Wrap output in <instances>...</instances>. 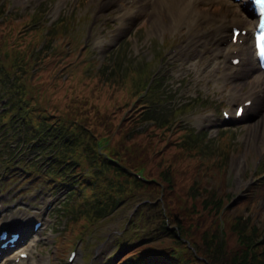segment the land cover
I'll list each match as a JSON object with an SVG mask.
<instances>
[{
	"label": "trees",
	"instance_id": "obj_1",
	"mask_svg": "<svg viewBox=\"0 0 264 264\" xmlns=\"http://www.w3.org/2000/svg\"><path fill=\"white\" fill-rule=\"evenodd\" d=\"M7 24L0 32V149L16 141L25 155L39 157L25 172L33 177L31 189L68 187L59 211L76 225L70 227L75 237L139 204L118 237L119 250L126 253L106 264H264V225L243 213L260 190L252 188L246 199L230 205L229 192L203 185L199 176L179 184L188 169L175 165L204 155L202 143L208 140L187 129L175 136L177 120L151 110L162 101L160 85L144 93L143 75L129 70L124 76L117 71L110 87V73L101 66L92 73V100L71 97L49 108L48 90L38 88L32 70L33 47L16 43L25 33L11 38L15 29L10 20ZM56 34L45 42L49 50L51 40L60 39L63 48L55 44L48 52L55 64L67 51L61 31ZM44 53L45 48L41 59L47 58ZM178 114L172 111L173 117ZM221 151L227 153L226 147ZM222 159L217 155L209 164L220 168ZM20 175L17 169L12 174L15 181ZM227 222L240 244L236 250L226 246Z\"/></svg>",
	"mask_w": 264,
	"mask_h": 264
},
{
	"label": "rangeland",
	"instance_id": "obj_2",
	"mask_svg": "<svg viewBox=\"0 0 264 264\" xmlns=\"http://www.w3.org/2000/svg\"><path fill=\"white\" fill-rule=\"evenodd\" d=\"M103 1L1 0L0 25L7 21L6 18L11 19L15 29L11 32L12 35H16L21 29V22L31 20L32 17L27 16L29 14L40 20L45 18L48 23L63 20L61 26L65 31L62 40L66 42L65 47L68 51L63 61L58 63L59 70L56 71V67H53L55 60L49 62L53 58L48 56L52 45L49 50L45 47L43 56L47 55V59H41L40 52L34 59L36 60L34 70L39 71L36 74L38 88L46 87L49 93L47 98L44 97L46 106L54 108L71 97L92 100L93 86L90 87L94 80L92 69L97 61L99 65L103 62V68L109 67L112 78L115 70L120 72V76L129 70L141 74L146 72L142 82L156 79L163 99L161 103L152 105L151 110L158 114L163 113L168 118L172 117L173 109L181 111L177 116L180 122L174 135L179 134L184 128L197 133L204 131L207 133L208 143H202L204 155L185 158V163L175 165L177 168L188 169L179 184L185 185L184 183L190 181L193 176L194 178L199 176L203 185L222 186L232 195L233 200L237 198V203L246 199L252 188L260 190L253 196L251 204L243 213L253 215L257 225L261 226L262 223L264 225V185L258 186L260 180L257 179L259 172L264 173V110L261 114L251 111L248 117L237 122L224 123L221 116L222 109L232 107L231 97L232 101L242 103L250 95L247 91L260 73L256 70L246 77L247 83L241 88L239 95L233 97L230 95L233 85L223 80V75L229 73L230 69L217 65V62L220 63L222 60L214 59V54L210 52L214 51L215 46L206 38V35H211L208 33L214 28L218 18H227L229 24L233 23L235 11L240 12L236 4L238 2L226 0L223 5L214 6L195 3L196 8L203 10H199L200 16L207 19L199 20L193 27L189 26V19H185L187 22L180 24L176 29L171 27L173 22L169 11L160 6L162 3L159 0L152 2L146 11L135 9L133 21L128 25H125L121 16L132 8L128 6L127 0H113L107 7H103ZM232 3L235 4L234 7L231 6ZM124 7L126 8L122 11ZM157 8L159 12L156 11ZM242 14L246 17V14ZM36 18L32 19V27L40 28L41 25ZM212 20L215 21L212 23ZM5 27L9 28L7 23ZM47 33H54V29L49 31L47 28L31 29L16 43L24 44L25 47H35L40 43V46L41 42L47 39ZM200 37L207 42L199 41ZM59 40L56 38L54 42ZM78 43L82 44L77 45ZM85 48L88 50L84 51ZM85 58L87 60L83 61ZM68 62L77 64L65 74L63 72L66 67L71 66L66 64ZM214 68L218 69L215 71ZM114 82L115 80L110 82V87ZM255 91V94L250 95L252 99L256 94L264 98L258 88ZM111 102L112 99H108L107 104ZM252 107L256 106L253 104ZM254 123L258 124L259 130L255 139L250 142L248 139L252 135L251 126ZM146 125H142L139 130L142 131ZM222 146L226 147L227 153H222ZM18 151L15 144L9 151H0L1 161L7 158L19 166L23 155ZM11 154L13 156L9 157ZM217 155L223 157V165L220 168L209 164L210 159ZM257 159H261L258 166L255 165ZM1 161L0 180L4 172ZM20 182L23 186H5L4 190H0V227L20 228L30 218L44 222L42 234L35 236L39 238V242L35 248L30 249L32 256L25 264H103L117 251L116 237L118 229L127 219V211L113 223L95 226L94 236L89 239L90 244L83 246L79 241L76 242V237L71 236L73 230L69 227L76 225L65 226V220L57 215L58 204L63 196L65 197L66 188L62 186L51 194L46 190L36 189L25 195L27 183L24 185L22 180ZM20 199L24 203L21 202L12 209L11 205ZM225 236L227 249L236 250L240 247L228 222L225 226ZM33 240L34 238H31L30 242L21 244V248L11 255L8 262L15 259L18 251L26 249ZM72 245H75L77 257L69 262L68 256Z\"/></svg>",
	"mask_w": 264,
	"mask_h": 264
},
{
	"label": "bare ground",
	"instance_id": "obj_3",
	"mask_svg": "<svg viewBox=\"0 0 264 264\" xmlns=\"http://www.w3.org/2000/svg\"><path fill=\"white\" fill-rule=\"evenodd\" d=\"M112 0H104L102 5L103 7H107V5ZM156 0H134V6H132L131 10L125 11L123 13L122 19L125 15H128L126 21L124 22L125 25H128L130 22L133 21V18L135 16L136 10L146 11V8L152 4ZM158 1V0H157ZM244 1V0H243ZM162 4L160 6L164 7L165 9H168V13L171 19V22H173V26L177 29V27L180 26V24L187 22L185 19H189V26L193 27L196 26L198 21L202 19H207L206 17L200 16V8L195 7V3L200 2V0H159ZM226 0H207V5H223L225 4ZM233 3L235 1L233 0ZM231 4V6H235V4ZM240 3V2H239ZM238 3V5H239ZM248 5V3H247ZM247 8V7H246ZM200 10V11H199ZM156 11L159 12V8L156 9ZM243 9H240V12H236L233 15L232 24H229V21L227 18H218L216 20V23L214 24V28L210 30L211 35H206V38L210 39L209 42H211L213 45H215L214 51H212V54H214V59H221L222 61L219 63L217 62V65H222L225 69H230L229 73H225L223 75L225 81L230 82L233 85V89L230 91V95L233 97H236L239 95L241 88L247 83L245 81V78L251 75L256 71L258 68V64L256 62V58L254 57V48H253V40L251 37V33L255 27V21L251 20L248 16H243ZM251 15V12H250ZM221 16V13L219 14ZM227 19V20H226ZM185 20V21H184ZM215 20H212V23ZM203 22H206L203 20ZM235 25H242L241 28L246 29L247 33L244 36H239L240 39H242V44H239L238 42L236 44H232L230 42L231 39V26ZM227 31H230V35H227ZM227 36H229V42H227ZM202 39V40H201ZM202 43L207 42L204 38L199 39ZM237 46L239 55H232L231 50H229L230 46ZM241 57L242 61L239 65H232L231 60L236 57ZM218 68H214L213 70H217ZM211 70V71H213ZM260 75L257 76L251 83L250 88L247 91V94H255V90L258 88L260 92L264 95V72H259ZM230 79V80H229ZM238 85V86H237ZM245 93V92H243ZM247 96V99L252 98L251 96ZM242 96V95H241ZM240 96V98H241ZM254 101L251 104V107L247 110V112L243 113V118L248 117L252 113L261 114L264 110V98L258 97L257 94L254 96ZM232 101V97L231 100ZM255 105L256 107H252V105ZM259 126L257 123H254L251 126V137L248 139V141L254 140L256 134L258 133ZM30 254L27 258H29ZM76 259V258H75ZM24 260H19V263H24Z\"/></svg>",
	"mask_w": 264,
	"mask_h": 264
}]
</instances>
